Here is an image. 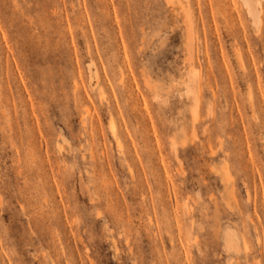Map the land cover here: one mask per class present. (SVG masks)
I'll return each instance as SVG.
<instances>
[{"label":"rangeland","instance_id":"obj_1","mask_svg":"<svg viewBox=\"0 0 264 264\" xmlns=\"http://www.w3.org/2000/svg\"><path fill=\"white\" fill-rule=\"evenodd\" d=\"M248 14L0 0V264H264V11Z\"/></svg>","mask_w":264,"mask_h":264},{"label":"bare ground","instance_id":"obj_2","mask_svg":"<svg viewBox=\"0 0 264 264\" xmlns=\"http://www.w3.org/2000/svg\"><path fill=\"white\" fill-rule=\"evenodd\" d=\"M241 2L244 6V9H246V12L249 13L248 15L252 16L253 19L251 18V20H253L252 23L254 24V26L258 25L260 28L259 23L261 22V18L263 17V16L261 17V13L264 11V6H263L264 0H241ZM195 97L197 98L196 95ZM111 127L113 130H115L114 126Z\"/></svg>","mask_w":264,"mask_h":264}]
</instances>
